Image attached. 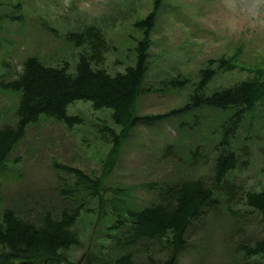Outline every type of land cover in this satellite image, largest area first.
<instances>
[{
	"label": "rangeland",
	"instance_id": "obj_1",
	"mask_svg": "<svg viewBox=\"0 0 264 264\" xmlns=\"http://www.w3.org/2000/svg\"><path fill=\"white\" fill-rule=\"evenodd\" d=\"M225 5L237 7L236 0H161L156 6L143 85L160 87L163 81L176 76V80H182L158 93L145 89L134 104L138 114L163 112L188 102L195 91L199 69L207 63L216 69L218 60L207 62L216 56L225 57L233 67L216 70L202 92L249 78L264 83V24L234 16ZM153 6L154 0H0V129L14 123L18 98L10 87L21 72L24 57L37 55L49 64L65 59L72 66L79 51H91L90 45L88 48L78 43L80 37L77 38L78 33L91 28L108 44L106 49L99 47L97 55L102 59L93 66L108 72L122 71L132 64L134 39L141 37L135 20L153 11ZM238 7L254 14L264 7V0H240ZM9 13L21 17L12 19ZM66 113L79 118V122L66 125L39 114L25 126L0 171V210L11 208L30 218L49 206L54 214L62 206L72 208L74 195L62 197L55 190L61 185L65 188L73 178L52 162L74 166L85 173L99 172L111 145L103 124L114 131L119 126L111 121L108 108H95L84 99L70 101ZM191 114L171 116L152 125L140 123L132 129L121 142L113 168L104 179L109 187L101 192L105 208H110L114 199L112 188L116 196L125 193L145 203L152 198L145 192L149 182L157 185L174 174L212 179L216 152L212 144L221 133L213 129L216 120L210 117V109ZM230 136L229 147L236 153V162L218 181L225 189L222 205H226L224 195L241 200L245 190H256L263 183L264 97L240 118ZM193 150L201 154L191 159ZM85 194H79L85 203L73 225L79 243L63 250L64 255L71 261L80 258V264H110V259L95 261V254L106 253L111 243L101 232L105 218L98 215L95 204L86 201ZM232 201L242 212V201ZM86 207L88 210H84ZM246 212L242 218L236 213L229 215L234 220L228 226L224 209L212 210L203 226L191 235L190 246L180 249L177 264H240L241 259L234 257L235 243L242 236L264 237V219ZM149 248L153 251L156 246Z\"/></svg>",
	"mask_w": 264,
	"mask_h": 264
},
{
	"label": "trees",
	"instance_id": "obj_2",
	"mask_svg": "<svg viewBox=\"0 0 264 264\" xmlns=\"http://www.w3.org/2000/svg\"><path fill=\"white\" fill-rule=\"evenodd\" d=\"M160 1L154 0L153 11L135 20L141 37L134 39L132 64L126 65L122 71L108 72L104 67L93 66L102 59L97 55L99 47L106 49L108 44L91 28L77 34V38L80 37L78 43L88 48L90 45L91 51H79L72 66L65 59H58L54 64L45 63L32 54L21 61V72L17 73L10 87L12 93L16 91L18 98L14 123L0 129V171L11 148L23 135L25 126L37 119L39 114L59 119L66 125L79 122V118L66 113V105L72 100L84 99L95 108H108L110 119L119 126V130L114 131L103 124L111 145L97 174L52 162L73 178L66 189L61 185L55 190L62 197L75 196H71L76 201L72 208L62 206L54 214L49 206V209H41L35 217L30 218L13 212L11 208L0 210V264H80V258L71 261L63 250L79 243L73 225L85 203L81 202V193L88 195L86 201L95 204L98 215L106 220L101 232L111 244L106 253L95 254V261L110 259V264H177L180 249L185 245L190 246L193 240L191 235L197 227L203 226L212 210L224 209L230 221L228 226L234 220L229 215L234 213L242 218L244 213H248L246 211H252L264 219V179L258 189L245 190L241 200L224 195L226 205L220 204L225 189L218 184L226 171L235 166L236 153L229 147L233 128L244 114L253 109L257 100L264 97V83L261 80L249 78L202 92L216 70L233 67L225 57L216 56L207 60H218L216 69H212L208 63L199 69V79L188 102L157 113L138 114L134 110L136 98L145 89L158 93L165 91L166 86L179 85L182 80H176V76L163 81L160 87L145 88L143 85L150 31ZM9 14L12 19L21 17L16 13ZM255 72L263 78L259 70ZM200 109H210V117L216 120L213 129L221 133V137L212 144L216 149L211 165V170H214L212 179L205 181L200 176L183 178L174 174L172 179L157 185L149 182L145 192L152 198L145 203H139L125 193L116 196V190L112 188L114 199L110 208H105L103 203L106 200L101 192L109 187L104 179L113 168L121 142L132 129L140 123L152 125L171 116L193 115V111ZM200 154L193 150L191 159ZM232 199L242 201V212L238 211L240 208L235 207ZM150 245L156 246L155 250L152 251ZM234 252V257L241 259L240 264H264V237L251 239L242 236L235 243Z\"/></svg>",
	"mask_w": 264,
	"mask_h": 264
},
{
	"label": "clouds",
	"instance_id": "obj_3",
	"mask_svg": "<svg viewBox=\"0 0 264 264\" xmlns=\"http://www.w3.org/2000/svg\"><path fill=\"white\" fill-rule=\"evenodd\" d=\"M240 3V0H236V5L237 7L233 8V7H229L227 5H225V7L227 8V10L229 12H232L234 14V16L237 17H244L250 20H256L261 24H264V19H262L261 17L264 16V7L262 8H258L255 13H251L248 9L245 8H239L238 5ZM239 22V20H237V23Z\"/></svg>",
	"mask_w": 264,
	"mask_h": 264
}]
</instances>
